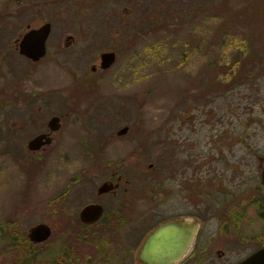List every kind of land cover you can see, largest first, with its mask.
I'll return each mask as SVG.
<instances>
[{
  "label": "flooded vegetation",
  "instance_id": "1",
  "mask_svg": "<svg viewBox=\"0 0 264 264\" xmlns=\"http://www.w3.org/2000/svg\"><path fill=\"white\" fill-rule=\"evenodd\" d=\"M49 23L39 59L20 53L18 42L41 24L26 25L14 39L11 53L19 58L10 56L23 61L24 70L12 88H0L6 117L0 123V260L95 264L98 252L97 264H142L139 252L148 234L172 221L190 222L185 228L192 229L189 245L173 264H236L263 248L264 143L248 139L250 124L235 135L234 100L230 93L220 95V83L232 80L233 65L222 75L214 60L203 61L197 75L187 69L185 90L170 93L162 123L88 128L83 115L76 129L79 118L69 122L70 115L86 114L91 107L81 112L79 106L101 98L99 89L106 87L119 52L109 46L91 53V43L70 51L76 32H63L61 46L51 52ZM110 51L114 60L103 67L101 54ZM49 55L57 64L83 57L90 62L82 70L68 69L67 84L45 92L40 62ZM256 68L262 74L252 71L254 81L264 77L261 64ZM173 94L179 96L172 103ZM48 95L65 107L44 115ZM120 138H126L127 151L111 152ZM73 163L80 164L60 186V169ZM39 224L48 227L42 239L31 237Z\"/></svg>",
  "mask_w": 264,
  "mask_h": 264
},
{
  "label": "rangeland",
  "instance_id": "2",
  "mask_svg": "<svg viewBox=\"0 0 264 264\" xmlns=\"http://www.w3.org/2000/svg\"><path fill=\"white\" fill-rule=\"evenodd\" d=\"M44 21L51 22V52L61 46L63 32L77 33L70 51L91 43V53L109 46L119 52L106 87L99 89L101 98L79 106L81 112L85 106L91 107L86 114L70 115L69 122L79 118L73 122L74 128H79L83 115L88 128L101 123L109 129L139 122L162 123L170 93L185 90L182 75L186 70L197 75L203 61L214 60L220 63L221 75L229 74L227 69L233 65L232 80L229 83L225 78L228 81L220 83L224 90L220 95L227 98L230 93L234 100L235 135L242 132V125L250 124L253 130L248 139L264 143V77L254 81L250 76L252 71L262 74L256 68L260 64L264 68V0H0V88H12L24 70V62L12 58H19L11 53L14 39L26 25ZM85 32L90 34L83 35ZM55 58L49 55L40 62L45 92L66 85L68 69L82 70L90 62L83 57L59 59L57 64ZM178 96L173 94L172 103ZM43 102L44 115L65 107L55 95L45 96ZM3 122L6 117L1 111ZM113 145L111 152L122 154L128 142L120 138ZM79 164L60 169V186ZM99 259L95 252L93 263ZM0 264L13 263L1 259Z\"/></svg>",
  "mask_w": 264,
  "mask_h": 264
},
{
  "label": "water",
  "instance_id": "3",
  "mask_svg": "<svg viewBox=\"0 0 264 264\" xmlns=\"http://www.w3.org/2000/svg\"><path fill=\"white\" fill-rule=\"evenodd\" d=\"M49 30V22L27 30L18 42L19 52L33 60L42 57L46 52L45 42ZM114 56L113 51L102 53V66L110 65ZM55 121L56 117H53L50 123ZM125 130L126 127H123L119 133H124ZM261 179L264 182V167L261 172ZM185 226H190V222L184 221L181 225L180 222L172 221L153 229L141 246L140 262L142 264H173L177 261L186 250L192 236V229L188 228L186 231ZM31 230V237L42 239L48 235V227L44 224L36 225ZM236 264H264V247Z\"/></svg>",
  "mask_w": 264,
  "mask_h": 264
}]
</instances>
